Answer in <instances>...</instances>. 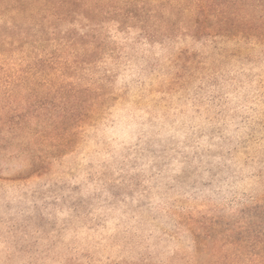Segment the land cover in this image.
Masks as SVG:
<instances>
[{
    "label": "rangeland",
    "instance_id": "obj_1",
    "mask_svg": "<svg viewBox=\"0 0 264 264\" xmlns=\"http://www.w3.org/2000/svg\"><path fill=\"white\" fill-rule=\"evenodd\" d=\"M97 35L106 113L47 168L0 159V264H264V38Z\"/></svg>",
    "mask_w": 264,
    "mask_h": 264
},
{
    "label": "trees",
    "instance_id": "obj_2",
    "mask_svg": "<svg viewBox=\"0 0 264 264\" xmlns=\"http://www.w3.org/2000/svg\"><path fill=\"white\" fill-rule=\"evenodd\" d=\"M92 1L97 6L76 4L84 0L0 6L6 22L0 26V159H24L27 172L47 168L77 140L79 126L108 110L110 93L104 78L93 77L94 60L87 57L100 49L97 32L105 24L138 28L153 39L264 38V0ZM69 23L90 30L61 29ZM213 254L205 264H255L236 262L235 252Z\"/></svg>",
    "mask_w": 264,
    "mask_h": 264
}]
</instances>
